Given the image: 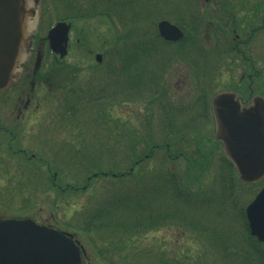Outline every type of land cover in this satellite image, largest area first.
Instances as JSON below:
<instances>
[{
  "label": "rangeland",
  "instance_id": "1",
  "mask_svg": "<svg viewBox=\"0 0 264 264\" xmlns=\"http://www.w3.org/2000/svg\"><path fill=\"white\" fill-rule=\"evenodd\" d=\"M72 2L73 0H68L67 2H63V4L66 8H70L72 6ZM259 4L260 0H219L217 2H213L211 4L212 6L207 5L205 7V10L203 11L204 17L207 19V22L212 21V23L210 22L209 24L203 25V30L200 37L202 39V45L198 38L193 36V40L197 49H200L201 47L205 50L212 49L214 48V45H218L216 41L221 44V47L222 45H226V47H228L234 40H238V42H235L236 46L234 47V50H237V52L233 53V55L240 54V56H238L239 60H234L233 58L227 56L223 59V62L214 63L212 68L213 73L208 84V90L211 91V87L213 90L212 93L207 92V95L210 99L213 94L221 91H235L241 96L243 95L244 98L247 97L249 95L250 81L248 78L243 82L240 81V78L246 75L247 72L249 75L247 76L250 77L254 83L263 80L264 72L262 73L260 66L262 64L258 63L259 56L264 51V32L260 30L256 34L257 38L255 37L253 39L252 45L242 43L245 36L244 31L250 27L253 21V23L257 21L259 22V14L257 13V7L261 6ZM86 6L89 7V5ZM222 8L225 9L223 10L222 16L227 18V25H223V23H219V20L215 19L217 10ZM195 10L196 6L192 0H92V6L89 7V14L93 15L100 13L115 15V17L121 18L126 26H129L131 21L139 22L135 25L138 27L139 25H142L141 22L143 19L147 18L148 16H152L151 13L154 12L168 15L173 17V19L182 18L188 21V23L192 26H199V23L194 21L192 18ZM63 12L64 10L61 9L59 12L53 13L52 17L59 16ZM85 17L87 20H83L81 18H69L73 24V29L70 31L69 52L66 58L63 59L66 66V68L63 70V75L64 77L69 75V82H67L69 83L70 87L74 86L83 90H85L86 87H94L93 84L98 83V85H96V89H98L97 91H99V94L102 97L99 99V102L90 100L88 97H83V114L80 119L79 115L77 114H68L67 116L61 117V113H54L53 122L49 124L52 126L48 129H40L37 133V136L30 140V144L38 147L40 149V153L44 152L47 155L49 161H53L58 166H81L86 170L88 168L96 167L97 164L100 163V160L98 159L96 162L79 161L78 157L75 156V150L70 146L68 147L65 145L63 139H66L69 133H73V129L77 133L76 127H74L73 124L72 129L71 123H74L75 121L81 122L82 128H84L86 132L99 133L96 134V136L91 140L87 139L85 149L91 150L92 152H98L101 148L102 150L105 148L102 146L106 145L107 141L105 137L103 138L100 134H103L107 130V133H110V135L113 136V120L108 121L109 118L122 120L121 122L115 124L116 130L124 128L129 129L128 127H138L142 131L144 119L143 111H145L146 108L145 100L141 99L139 96H142L144 91L149 94L148 89L153 86L154 80H156L163 68L159 64V57L161 58V54L163 57H165L167 51L165 49L163 50L162 46H159L162 44L160 40L159 42L150 41L149 39L140 36L138 34L139 30L136 29V39L134 41H130L128 44V49L131 53L129 56V60L132 63L131 66L116 75L107 76V74H99L96 76V74L99 72H107L109 70L104 68L108 64L106 66L103 65L102 67L98 66L100 68L94 69V67H97L95 55L97 53H103L104 59L106 58V52L108 53L112 43L114 46V43L116 42V35L118 34L117 30L121 27V25H119V28L116 30L114 23L112 25L107 18L94 17L92 19H88L90 17L89 15H86ZM150 21H152V18ZM258 22L256 24H258ZM49 23L50 20L48 21L46 18V21L44 20V23L40 24V27L35 33L34 44L42 51L47 49V42L43 39L47 29L49 28ZM121 23L123 24V22ZM214 23L220 25V27H216V24ZM126 26L125 29L127 30ZM145 27L147 30H149V33L153 32L155 29V25H146ZM219 28L224 30V35L220 30H218ZM197 29L198 27L196 30ZM120 47L121 46H119L116 42L114 47L115 50L119 49ZM124 47H126V43ZM222 48H224V46ZM197 53H194V50L189 49V52L185 55H196ZM198 54L197 60H200V56ZM175 56H178V54ZM240 58H243L244 60L246 59V62L250 60L252 64H243ZM113 59L115 60L117 58L112 56L109 63H113ZM88 66H92L89 71L85 70V68ZM198 66V61H195V67L197 68ZM215 66L217 67L215 68ZM193 76H195V74L192 73L186 61L179 60V58L175 59V64L168 65L161 78L164 81L165 88L167 87L166 99L172 100L177 106L180 104L181 100H189L190 93H192V95L194 93L195 95L199 96L201 92L199 88L195 86L197 81L194 80ZM219 81H221L220 86L217 85ZM103 83L107 84L106 87ZM105 88L111 94L110 96H106L108 92L102 90ZM246 88L248 89V93ZM257 91L259 92H256V94L260 93L264 95L260 89H257ZM82 94L85 93L82 92L81 95ZM4 96V94L0 95V102L4 100ZM205 97L204 99L206 101L207 98ZM11 99L13 100L14 98ZM208 104L209 100H207V106ZM52 107L54 110L59 109L56 103L50 107V110H52ZM104 107L105 109L103 110ZM10 109L12 110V106ZM10 109L8 114H10ZM34 109L42 113L36 112L35 117L32 116L28 121V126L26 129L29 126L36 125L38 123V116L40 117L39 122L42 120V117L44 120L46 116L47 109L44 103L41 102V106L38 107L34 106ZM61 111L62 109L60 112ZM1 113L7 114V112L0 105V114ZM205 116H207L206 119L199 116L195 118V121L204 132L209 135H213L214 122H212L213 120L211 119L209 112H207ZM18 122L2 121V124L4 123L5 125L9 126ZM33 130L34 129H31L30 131ZM67 141L70 140L67 138ZM111 141H113V137L111 138ZM212 142H214V139L211 140L209 144H205V148L208 150V153L211 151L209 148H207V146H210ZM24 146L29 150L28 152L41 155L38 153V148H33L32 146L28 147L26 145ZM217 146L219 147L220 154L221 145L219 146L217 144ZM50 148L55 150H50ZM56 148L61 149L63 153L55 152ZM47 149H49V151H46ZM213 156L215 157L216 155H212V157ZM217 160L218 157L216 156V160H214L215 165L216 162H218ZM19 161L21 162V160ZM0 162H2V158H0ZM11 162L13 161L11 160ZM8 163L9 162L5 161L4 164L0 166V219L33 218V220L40 224L68 231L73 234L74 239L78 240L83 245V247L85 245L87 248L86 249L84 247L85 255L83 264L113 263V251L112 254H110L109 259H105L103 255H99V253H97L98 251L94 250V245L91 247L88 245L89 240L87 237H85L80 230L70 223V216H73L75 211L78 209L82 212V214L84 213V215H87L90 210L89 208L92 210L107 208L113 215V198L108 200V203L101 199V196L112 195L113 190L117 189V187L113 189V182H109L111 180L109 177L97 178L93 181L94 186L93 183L91 186L94 187L96 190L95 192H93V190H91V188L86 185L85 190L80 189L78 193H75V195H70L71 191L68 192L67 190H64L66 186L79 185L80 187V184L82 185L83 183H76L74 178L76 176L71 175V171H66L64 169L65 173H63L62 171L56 172L54 170L52 171L51 175L56 181L54 183L55 185H53L51 188H45V185L43 184L45 181H43L41 184H36V187H38V192L36 194L33 190L35 186L33 185L34 180H32V182L27 187H21L20 183L15 184L17 178L15 177L11 166H7ZM103 165L107 166L110 165V163L106 161L103 163ZM221 165L222 163H219V167H221ZM41 167V173L46 171L47 166L45 164L41 165ZM226 167L227 163L224 162L222 168L226 169ZM7 168H9L11 171L10 177L5 171ZM54 169L56 168L54 167ZM77 170L78 168H74V172ZM41 176V174L34 173V177L39 178ZM10 179H12V182H10ZM83 179L84 177L82 180ZM236 181L239 182L236 184L235 188H230L229 192L234 195V202H236L235 204L239 206H243L245 204L243 208L245 210L248 202L252 200L254 196L264 187V182L261 181L252 185L245 184L237 178ZM37 182L39 181L37 180ZM155 183L156 182L153 181L149 184L150 186H156L157 184ZM220 194L221 192L216 189L214 192L211 191L210 195L207 196V199L208 197L212 198L214 196L217 199ZM10 199L13 200V207L9 206L8 204L6 205L7 200ZM154 199L161 201V193L158 192ZM223 199L225 200V196H223ZM178 203H181V201L179 200ZM222 204L226 211L221 213L217 211L218 209H215V207H213L211 204L212 210L210 216L212 221L215 219L217 221H220V219L224 221L225 219L226 221L231 218L228 214L229 207L226 203ZM204 205L200 207V212L203 210V208H205ZM150 207L151 206L146 205L147 210H145V214L149 213L148 208ZM166 222L163 221V223L159 227H156L155 230H149L145 233L146 237L143 243L144 245H147L145 247L150 246L155 250H159V254L162 256V258L164 257V259L168 260L171 264H178L180 262L185 263L187 262L186 260L195 259V256L198 255L203 249L201 242H197L194 235L191 236L193 237V244L190 241L191 239H188L187 236H185L183 240L180 241L179 226L175 224L171 225L170 223ZM108 228L109 227L103 226L99 233L101 235H105L108 232ZM241 233L243 234L242 230ZM194 244H197V246ZM262 245L264 246V244H260V246ZM232 262L234 261L230 260V262L228 261L223 263L231 264Z\"/></svg>",
  "mask_w": 264,
  "mask_h": 264
},
{
  "label": "trees",
  "instance_id": "2",
  "mask_svg": "<svg viewBox=\"0 0 264 264\" xmlns=\"http://www.w3.org/2000/svg\"><path fill=\"white\" fill-rule=\"evenodd\" d=\"M83 1L73 0L74 11L59 17L69 19L73 17L71 15L73 13L76 18H81ZM151 14L155 17L158 13ZM103 16L109 17L110 15L103 14ZM193 19L198 18L194 16ZM135 29L137 27L130 28L126 37L132 36ZM198 30L199 26L193 25L192 32L177 42L178 50L176 52L179 55L189 52L191 43L194 44L193 36ZM262 32H264V27ZM150 36H153V33H150ZM149 40L156 41V38L153 37ZM186 40L187 45L190 43L187 48ZM123 50L124 48L120 50L121 64L115 62L113 74L116 71L121 73L132 64L129 60L130 51L125 54ZM196 52H201L199 66L205 65L208 60L207 54L202 50ZM160 56L159 64L162 66L165 59L162 54ZM187 62L189 66L195 64L193 58L187 59ZM64 68H66L64 62L56 60L53 73L44 76L43 82H46L52 91L70 86L67 82L68 78L61 75ZM164 70L162 68L156 80L153 79V86L148 89L151 95L145 100L146 109L143 111L142 131L138 127L116 130L115 124L122 120L109 118L108 121L113 120V136L107 133V130L100 134L107 141L106 145L102 146L105 148L103 150L101 148L98 152H92L85 149L87 139L91 140L99 133H88L82 127H76L77 133L75 130L73 133H69L67 138L70 141H67L66 138L65 145L75 150V156L79 161L96 162L99 159L100 163L97 164L99 167L85 170L79 165V167L61 165L62 168H60L55 163H51L48 164L46 171L50 174L54 170L63 173L65 170L71 171L73 176H76L74 177L76 183L86 184L91 182L95 172L108 171L117 174L113 176V189L116 188L115 186L117 189L113 190V196H107V198H113V218H107L104 221L106 225L113 226L111 247L113 254H121L122 262L120 264H171L164 257L151 259L154 251L143 247L142 240H144L147 231L155 230L161 221L172 216L180 219V241L187 236L192 243L193 237L191 236L194 235L197 242H201L203 245L202 251L195 256L196 260H186L187 262L178 264H225L223 262H230V260L234 261L231 264H264V246H260L261 243L249 232L243 209L245 204L243 206L235 204V197L229 192L230 188H235L239 182L236 181L238 177L235 168L224 154H219L218 142L215 140L210 146H207L211 151L208 153L205 144H209L213 138L204 132L195 121V118L200 114L198 113L200 107L203 110V117H207L205 116L208 112L207 101L205 102L203 96L197 97L194 93L193 95L189 94V100H181L177 106L172 100H167V87L165 88L164 81L161 79ZM47 77L49 78L47 79ZM195 86L202 90L199 87V82ZM262 89L264 90V86ZM145 93L144 91V96ZM71 96L70 100H66V104L70 112L76 113L80 109L83 97H87V95L77 94L75 98L73 95ZM112 137L113 141H111ZM56 152L63 153L61 149ZM212 155H218L220 163L228 161L226 169L220 167L215 176L211 171H213L216 156L212 157ZM106 161L110 165L104 169L101 166ZM74 168H78V170L74 172ZM50 176L54 180L53 176ZM153 181L156 182V186H150L149 183ZM216 189L221 192L217 199L214 196L208 197L209 199L206 200L203 193L210 195L211 191L214 192ZM158 192L161 193V201L154 199ZM223 196H225V200ZM179 200L181 203H178ZM222 203H226L229 207L228 214L231 218L226 221L225 219L224 221L221 219L212 221L211 204L221 213L226 211ZM146 205L151 206L148 208V214L144 213L147 210ZM202 205L205 208L200 212L199 209ZM107 215L111 216V211L107 208L90 212L89 218L86 220V227L97 232L103 223L102 219H105ZM145 227L147 229H144ZM194 245L197 246V244ZM155 253L159 254V251H155ZM113 264L117 263L113 262Z\"/></svg>",
  "mask_w": 264,
  "mask_h": 264
},
{
  "label": "water",
  "instance_id": "3",
  "mask_svg": "<svg viewBox=\"0 0 264 264\" xmlns=\"http://www.w3.org/2000/svg\"><path fill=\"white\" fill-rule=\"evenodd\" d=\"M26 0H0V89L5 88L22 49ZM70 25L58 23L49 32L51 47L61 55L67 52ZM167 39L182 32L167 20L159 23ZM217 122L216 138L236 164L240 177L255 182L264 177V98L241 108L234 93L218 94L213 100ZM251 233L264 241V188L247 207ZM79 249L63 233L39 226L31 220L0 223V264H79Z\"/></svg>",
  "mask_w": 264,
  "mask_h": 264
},
{
  "label": "flooded vegetation",
  "instance_id": "4",
  "mask_svg": "<svg viewBox=\"0 0 264 264\" xmlns=\"http://www.w3.org/2000/svg\"><path fill=\"white\" fill-rule=\"evenodd\" d=\"M29 41H30L28 45L29 58H28L27 66H25L24 71H22L21 74H19L18 78L15 81V84H13L8 90L3 92V94H8V95H5V98L2 102H0V105L7 112V114L1 113L0 121H11V122L20 121L24 123V121H28L31 116H34V109H31L32 100H33L31 97V92L36 85V81L34 80L33 76L38 70L41 60L38 66L37 65L35 66L34 63L35 55L37 56L40 50L34 45L32 40ZM40 56L41 58H43L42 54H40ZM29 83H30V87H29ZM15 88H19V89L22 88V90L20 91V95L18 96L11 95V91L15 90ZM11 96L15 98L14 102H12ZM10 105L12 106V110L10 109ZM9 109H10V114H8ZM0 128H3L2 132H5L8 135H12L13 137H16L14 135V132L12 130L7 129L4 123L3 124L0 123Z\"/></svg>",
  "mask_w": 264,
  "mask_h": 264
}]
</instances>
